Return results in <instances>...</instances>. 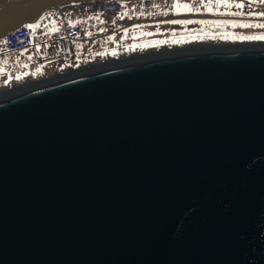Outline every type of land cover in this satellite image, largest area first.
Listing matches in <instances>:
<instances>
[{"label": "water", "instance_id": "95a60500", "mask_svg": "<svg viewBox=\"0 0 264 264\" xmlns=\"http://www.w3.org/2000/svg\"><path fill=\"white\" fill-rule=\"evenodd\" d=\"M195 49L0 93V264H264V45Z\"/></svg>", "mask_w": 264, "mask_h": 264}, {"label": "rangeland", "instance_id": "374dc122", "mask_svg": "<svg viewBox=\"0 0 264 264\" xmlns=\"http://www.w3.org/2000/svg\"><path fill=\"white\" fill-rule=\"evenodd\" d=\"M178 4H187L193 10L175 8L174 16L168 20L138 22L133 26L129 24L122 29L127 31L130 28L129 34L111 32L102 44L81 42L76 59L49 62L36 68H30L28 62L17 64L15 61L16 64L8 68V79L0 80V93L10 88L40 83L55 76L56 72L79 69L86 63L109 61L115 56L150 51L166 54L184 44H212L216 48H226L231 47L229 44L241 42L264 43V39L243 38L264 35V26H260L264 25V15L261 14L264 13V0H178ZM18 76L20 79L16 78Z\"/></svg>", "mask_w": 264, "mask_h": 264}, {"label": "built area", "instance_id": "2783aa9c", "mask_svg": "<svg viewBox=\"0 0 264 264\" xmlns=\"http://www.w3.org/2000/svg\"><path fill=\"white\" fill-rule=\"evenodd\" d=\"M177 3L178 0H136L129 3L90 0L54 12V18L58 19L56 26L52 20L45 19L34 29L26 25L13 28L0 42V80L8 79V68L16 64L12 57L26 49L31 50L30 68L49 62L70 61L76 57L81 42L102 44L111 32L129 34V28L122 30L129 24L170 19ZM109 22L116 25L103 28Z\"/></svg>", "mask_w": 264, "mask_h": 264}, {"label": "crops", "instance_id": "0c3cea01", "mask_svg": "<svg viewBox=\"0 0 264 264\" xmlns=\"http://www.w3.org/2000/svg\"><path fill=\"white\" fill-rule=\"evenodd\" d=\"M49 19V18H48ZM47 19V20H48ZM50 19L52 20V23H53V25H58V19L57 18H54V16L52 15L51 17H50ZM116 24L114 23V22H109V23H106L104 26H103V28H105V29H109V28H111V27H113V26H115ZM109 26V27H108ZM108 27V28H107ZM102 28V29H103ZM81 55H82V52H81ZM30 56H31V50H29V49H26V50H24L23 52H21L20 54H17V55H15L13 58H12V60H14V61H16L17 62V64H19V63H22L23 61L25 62V63H27L28 61H29V59H30ZM98 61V60H97Z\"/></svg>", "mask_w": 264, "mask_h": 264}, {"label": "flooded vegetation", "instance_id": "af4514ba", "mask_svg": "<svg viewBox=\"0 0 264 264\" xmlns=\"http://www.w3.org/2000/svg\"><path fill=\"white\" fill-rule=\"evenodd\" d=\"M251 45H264V43H262V42H252V43H244V42H241V43L229 44V46H231V47L232 46H234V47H237V46H251ZM217 46H219V45H217ZM207 47L208 48L209 47L216 48V46H214L212 44H207V45H201V44H184V45H179V47H177V48H196L198 50V48L204 49V48H207Z\"/></svg>", "mask_w": 264, "mask_h": 264}, {"label": "snow or ice", "instance_id": "6c2138e0", "mask_svg": "<svg viewBox=\"0 0 264 264\" xmlns=\"http://www.w3.org/2000/svg\"><path fill=\"white\" fill-rule=\"evenodd\" d=\"M175 7L177 8V9H180V8H184V9H186V10H189V11H191V10H193L189 5H187V4H184V5H181V4H176L175 5ZM241 7H242V5H241ZM196 10H199V9H196ZM251 14V13H250ZM262 15H264V13H261ZM171 23H191V21H171ZM201 23H204L203 21H201ZM260 26H264V25H260ZM28 27L29 28H32V29H34L35 27H38V25H28ZM244 39H264V35H261V36H258V37H243ZM25 67H26V65H25ZM37 71H39V69L37 70ZM17 79H20V77L18 76V77H16ZM10 79H11V77H10Z\"/></svg>", "mask_w": 264, "mask_h": 264}, {"label": "bare ground", "instance_id": "6f19581e", "mask_svg": "<svg viewBox=\"0 0 264 264\" xmlns=\"http://www.w3.org/2000/svg\"><path fill=\"white\" fill-rule=\"evenodd\" d=\"M162 54H165V53H162ZM162 54H161V55H162Z\"/></svg>", "mask_w": 264, "mask_h": 264}]
</instances>
